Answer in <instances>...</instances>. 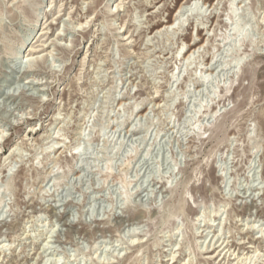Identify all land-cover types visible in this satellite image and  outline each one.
Masks as SVG:
<instances>
[{"label":"rangeland","instance_id":"374dc122","mask_svg":"<svg viewBox=\"0 0 264 264\" xmlns=\"http://www.w3.org/2000/svg\"><path fill=\"white\" fill-rule=\"evenodd\" d=\"M190 1L0 0V264H264V0Z\"/></svg>","mask_w":264,"mask_h":264},{"label":"bare ground","instance_id":"6f19581e","mask_svg":"<svg viewBox=\"0 0 264 264\" xmlns=\"http://www.w3.org/2000/svg\"><path fill=\"white\" fill-rule=\"evenodd\" d=\"M191 2H192V0L190 1V2H188V4H184V5H182V6H180V8L177 10V14H176V16H175V18L173 19V21L172 22H167L166 24H164V29H169V28H171V27H173V28H175L176 30L177 29H180L183 25H184V23H185V16H186V14H187V12L186 11H184V9L188 6V5H191ZM178 22V27L176 26V23ZM200 28H198V30H199ZM237 30H239L238 28H237ZM158 31L159 32H161L162 31V29H158ZM208 33H210V31H208ZM198 38L194 41V42H192L191 44H189L188 45V47H186V50L184 51V53H183V59H185V60H187V59H191V57L194 55L195 56V54H196V52H200L201 51V48H204L205 47V43H201L200 41H198L200 38H199V32H198ZM25 42V40L23 41V43ZM33 50H35V49H33ZM183 50V49H182ZM33 51H31V53H29L28 54V57L29 56H31V59H30V63L31 62H33V61H31V60H34V52L32 53ZM38 58V57H37ZM213 59L214 58H212V61H213ZM190 61V60H189ZM214 71H215V68H212V66H210V64L208 63V67H207V70L205 71L206 72V74H208V75H211L212 73L214 74ZM205 75V74H204ZM204 77V76H203ZM205 78H207V76L205 77ZM204 78V79H205ZM203 79V78H202ZM203 83L204 82H206V80H201ZM202 82H201V84L198 86V87H200V86H203L204 84H202ZM120 104L122 105V104H125V102H124V99H121L120 100ZM140 113H142V110H140L139 112H138V114H140ZM143 116V115H142ZM135 128V127H134ZM132 128H130V130H131ZM32 132H34V131H31L30 133H32ZM59 144H61V143H59ZM53 147V146H52ZM52 147H51V149H52ZM61 148H62V145H60V146H58L57 148H56V150L55 151H60L61 150ZM6 154V153H5ZM125 197H126V199H128V197H129V195H128V193L126 192L125 193ZM221 248V246H219L217 249H220ZM225 249V248H224ZM224 249H222L221 250V252L224 250ZM215 252H216V249L214 250V252H213V254L212 255H214L215 254ZM219 255H221V253H219ZM173 259V258H172ZM175 261V260H174ZM190 263V262H189ZM173 264H177V261H175V262H173ZM187 264V263H186Z\"/></svg>","mask_w":264,"mask_h":264}]
</instances>
